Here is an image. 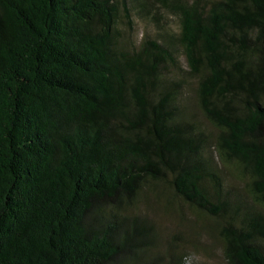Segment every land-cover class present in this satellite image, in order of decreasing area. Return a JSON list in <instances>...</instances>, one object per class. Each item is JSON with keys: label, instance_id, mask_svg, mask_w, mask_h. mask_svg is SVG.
Masks as SVG:
<instances>
[{"label": "trees", "instance_id": "16d2710c", "mask_svg": "<svg viewBox=\"0 0 264 264\" xmlns=\"http://www.w3.org/2000/svg\"><path fill=\"white\" fill-rule=\"evenodd\" d=\"M163 188L264 264V0H0V264H121Z\"/></svg>", "mask_w": 264, "mask_h": 264}, {"label": "rangeland", "instance_id": "374dc122", "mask_svg": "<svg viewBox=\"0 0 264 264\" xmlns=\"http://www.w3.org/2000/svg\"><path fill=\"white\" fill-rule=\"evenodd\" d=\"M162 14L159 20L175 29L177 19L164 11ZM133 20L132 31L125 23L121 22L120 26L135 42L145 34H156L155 19L134 13ZM179 61L184 67L185 59L181 53ZM186 87V95H191L192 84L186 83ZM191 108L202 119L194 105ZM130 209L148 221L149 234L155 237L146 242L144 249L127 253L130 255L122 259L121 264H171L176 259H182L181 264H227L220 249L221 242L210 229V219L177 201L166 189L157 194L143 192Z\"/></svg>", "mask_w": 264, "mask_h": 264}]
</instances>
